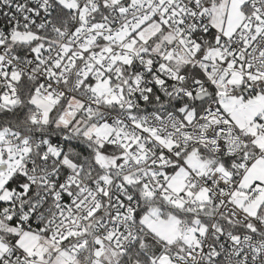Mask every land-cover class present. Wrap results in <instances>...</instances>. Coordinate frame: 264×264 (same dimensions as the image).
<instances>
[{"label": "snow or ice", "instance_id": "1", "mask_svg": "<svg viewBox=\"0 0 264 264\" xmlns=\"http://www.w3.org/2000/svg\"><path fill=\"white\" fill-rule=\"evenodd\" d=\"M0 264H264V0H0Z\"/></svg>", "mask_w": 264, "mask_h": 264}]
</instances>
